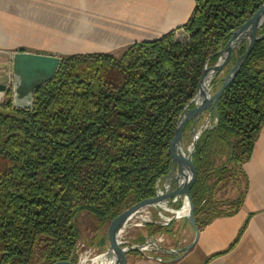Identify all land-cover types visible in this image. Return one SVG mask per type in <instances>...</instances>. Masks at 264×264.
I'll list each match as a JSON object with an SVG mask.
<instances>
[{
	"label": "trees",
	"instance_id": "16d2710c",
	"mask_svg": "<svg viewBox=\"0 0 264 264\" xmlns=\"http://www.w3.org/2000/svg\"><path fill=\"white\" fill-rule=\"evenodd\" d=\"M263 2L194 0L182 25L120 54L64 55L55 75L35 88L31 108L14 106L8 90L0 101L9 110L0 112V264L76 263L79 212L92 215L99 231L155 197L171 169L177 122L207 58ZM246 46L234 52L232 64ZM217 114V126L201 134L193 155L190 192L200 230L237 212L247 192L243 164L264 127V36L224 89ZM190 127L191 121L185 131ZM231 189L234 198H228ZM163 228L149 224L151 231Z\"/></svg>",
	"mask_w": 264,
	"mask_h": 264
},
{
	"label": "crops",
	"instance_id": "0c3cea01",
	"mask_svg": "<svg viewBox=\"0 0 264 264\" xmlns=\"http://www.w3.org/2000/svg\"><path fill=\"white\" fill-rule=\"evenodd\" d=\"M52 3L53 10H48V14L53 15L50 14L48 19L55 20V14L60 19H68L67 27L71 30L62 35L76 36L80 42L78 48H66L62 56L76 52L120 54L136 41L154 39L182 25L194 7V0H52ZM2 5L5 6V0H0V83H5L12 75L11 57L19 40L13 38L17 35L14 28L5 27V21H12L13 16L5 17ZM34 7L37 11V1ZM33 17L36 16L30 19ZM4 94L6 96V92ZM243 170L248 188L242 206L233 214L214 218L202 228L193 248L186 252L180 251L192 241L195 233L186 218L162 225L164 228L160 230L151 231V223L144 227L132 226L124 235L129 243L141 244L158 236L163 239L158 242V249L152 252L128 249L123 264H264V127L250 158L243 164ZM145 209L151 218L153 216L152 219H158L153 213L154 209ZM245 222L247 226L238 242L228 249ZM107 224L99 231L95 229L92 236H81L77 243L97 248L96 254L103 253L109 244L110 225ZM80 251L81 247L77 245V261Z\"/></svg>",
	"mask_w": 264,
	"mask_h": 264
},
{
	"label": "water",
	"instance_id": "95a60500",
	"mask_svg": "<svg viewBox=\"0 0 264 264\" xmlns=\"http://www.w3.org/2000/svg\"><path fill=\"white\" fill-rule=\"evenodd\" d=\"M264 28V2L261 7L244 23L233 29L226 44L216 53L211 54L204 65V69L197 89L191 100L185 105L176 125L175 136L171 149V169L157 184V194L153 198L144 199L112 219L109 227V244L107 249L98 257L97 264H123L125 252L128 249L139 247L122 245L121 237L124 230L135 218L143 219L148 223L168 225L171 222L186 218L194 228L192 241L180 249L186 252L193 248L198 241L200 229L194 217V203L191 196V186L196 179V169L193 165V155L201 134L213 127L219 121L217 104L227 85L234 79L240 67L249 55L254 42L264 35L259 31ZM246 42V50L239 55L230 66L229 72L214 82L221 75L225 67L230 64L234 52ZM218 56L213 65H209L212 56ZM62 57L56 54H42L29 51H17L13 54L12 70L14 92L13 104L19 108H31L36 87L50 80L57 72ZM221 84L219 89L211 93L215 84ZM7 85L0 83V90H6ZM192 105V106H191ZM207 111V118L203 123V114ZM214 117L215 123L208 125ZM192 121V142L186 147L184 142L185 127ZM162 183V184H161ZM169 186V187H168ZM150 207L158 218L146 219L139 212ZM158 245V244H157ZM160 246V245H159ZM55 264H80L71 261H60Z\"/></svg>",
	"mask_w": 264,
	"mask_h": 264
},
{
	"label": "rangeland",
	"instance_id": "374dc122",
	"mask_svg": "<svg viewBox=\"0 0 264 264\" xmlns=\"http://www.w3.org/2000/svg\"><path fill=\"white\" fill-rule=\"evenodd\" d=\"M37 1L38 12L34 7V3ZM191 2V0H190ZM187 4V3H184ZM54 3L52 0H5V6L2 5L5 17H12V21H5L4 24L7 29L14 28L13 30L17 33L14 35L13 38L19 40L17 43V47L13 51V54L17 51H29L35 53H42V54H56L62 57L61 54L65 52L66 48H78L80 42L77 41L76 36L64 37L62 34L69 32L71 29L68 28L69 20L68 19H60L55 14V20L48 19L51 13L48 14V10H53ZM89 4L87 2V8ZM49 11V12H50ZM10 15V16H9ZM53 15V14H51ZM32 16V19H30ZM20 18V19H17ZM16 18V19H14ZM66 27V28H64ZM73 29V28H72ZM87 43V42H86ZM67 50V49H66ZM67 53V52H66ZM79 53V52H76ZM13 54L12 57L13 58ZM72 54V53H70ZM68 55V54H67ZM64 56V55H63ZM232 65L228 64L224 71ZM12 59H11V72L12 75L10 80L5 83L7 89L5 92L10 90L14 92V85H13V70H12ZM224 71L221 73L220 76L224 75ZM220 84H215L212 87L211 93H214L219 89ZM5 98V97H4ZM3 98V99H4ZM8 109L0 108V112H8ZM207 111L203 114L202 120L200 121L199 125L204 122L207 118ZM192 123V121H191ZM215 123L214 117L211 121L208 122V125H213ZM184 142L185 146L188 147L192 142V134L191 128L184 132ZM237 196V190L231 189L228 192V198H234ZM153 218V216H152ZM97 220L87 213L86 211H81L76 216V224L78 226L79 231L81 232V236L84 235L92 236L95 233V225ZM111 221H108V226L110 225ZM109 232V228H108ZM98 249H93V252H97Z\"/></svg>",
	"mask_w": 264,
	"mask_h": 264
},
{
	"label": "built area",
	"instance_id": "2783aa9c",
	"mask_svg": "<svg viewBox=\"0 0 264 264\" xmlns=\"http://www.w3.org/2000/svg\"><path fill=\"white\" fill-rule=\"evenodd\" d=\"M5 92L0 91V101L3 100V98L5 97ZM147 210L145 208L141 209V211L139 212L140 215H143L144 218L146 219H152L150 217V215H148L149 213L146 212ZM147 225V222L143 219H139V218H135L132 220V223L128 225V227L124 230L123 235L121 237V242L122 245H125V248H128V246H132V247H139L140 251H143L145 253L147 252H152L154 250L158 249V242H161L163 237L162 236H158L155 238H151L149 240H147L144 243L141 244H132L129 243L127 240H125V233L127 231V229L129 227L132 226H139V227H144ZM127 243V244H125ZM78 248L81 247V251H80V255L78 258V261L80 264H97L98 263V257L100 254H96L95 252H93V248L87 247L84 243H77ZM76 245V246H77ZM159 260H161V258L159 257Z\"/></svg>",
	"mask_w": 264,
	"mask_h": 264
}]
</instances>
